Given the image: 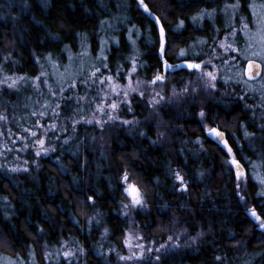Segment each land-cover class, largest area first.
Returning a JSON list of instances; mask_svg holds the SVG:
<instances>
[{
	"label": "trees",
	"instance_id": "16d2710c",
	"mask_svg": "<svg viewBox=\"0 0 264 264\" xmlns=\"http://www.w3.org/2000/svg\"><path fill=\"white\" fill-rule=\"evenodd\" d=\"M254 1L145 0L157 22L138 0H0V113L27 114L40 100L33 82L42 72L53 74L52 64L64 72L71 61L85 75L98 68L101 41L106 74L129 70L139 52L137 74L146 79L162 71L163 60L178 63L181 49L210 53L218 47L215 39L239 25V14L250 24V2L264 0ZM187 73L178 69L172 81L182 83ZM10 75L21 78L12 89L2 83ZM225 78L215 92L166 103L158 114L147 98L134 96L128 117L134 123L103 128L73 125L82 113L66 100L65 131L53 150L25 170L0 169V256L17 264H124L120 257L133 227L152 248L138 264H157L156 255L158 264H264V232L248 215L256 207L264 217L258 195L264 191V110L253 108L258 92L228 72ZM204 125L224 131L232 153L208 137ZM233 154L244 167L242 181L226 162ZM125 171L144 193L146 208L123 207L130 204L122 190ZM172 171L185 177L187 192L178 191ZM172 233L181 234L179 246L157 252Z\"/></svg>",
	"mask_w": 264,
	"mask_h": 264
},
{
	"label": "rangeland",
	"instance_id": "374dc122",
	"mask_svg": "<svg viewBox=\"0 0 264 264\" xmlns=\"http://www.w3.org/2000/svg\"><path fill=\"white\" fill-rule=\"evenodd\" d=\"M253 1L254 0H252V2ZM252 2H250V24L248 23V18L245 15L241 16L239 14V25L235 26L232 30L227 31L228 34H226L222 40L217 41L215 39L213 41L214 44H218V47L213 48L210 53L207 52V50H204V52H201L202 56L198 51H195L197 54V56L194 57L195 62L200 63L201 61H208L211 59V64L206 65V70L212 71L217 75V79L214 81L216 85L215 88L209 87L204 81L198 80L197 72L187 68L185 69L188 71V77L182 79V83L180 84L172 81L171 74L165 75L163 72L159 71L156 72L154 76L161 74L165 75L166 79L162 82H157L155 85H150L147 82L151 81L154 76H152L150 79H146L138 75L137 70L132 72V63L130 65V69L127 71L121 73L118 70L114 75H110L109 73L106 74L105 72H107L108 68L104 67L105 63L103 59L107 58V53L106 50H104L105 47L104 43H102L103 41H101L99 44L100 49L97 52V58H95V65H99V67L91 68L87 75H85V73L79 74L78 69L74 67V62L71 61H68L67 64H63L64 72H59L61 68L52 64V68L54 69L52 73L54 74L56 79L55 81L57 82L58 86H55V83L52 82L54 80L53 74L50 75L48 72H42V76L39 77V79H36L32 85V89L34 90L35 94H40V100L35 101V105L30 106L31 109H29L27 114L20 116L19 114L17 115L13 113L12 117H8L6 116L5 111L0 113V116L6 117V119H0V169H9L11 171L12 169H17L15 172L22 171L27 169L31 162H34L40 156L45 155L43 152H41L39 156L36 155V153L40 151L41 147L36 143L38 139L45 140L43 147L49 149L48 153L53 150L54 142H56V140H58L60 137L59 135L65 131V128L62 125L65 124L64 119L66 117H64V113H62V106L66 104V100L74 102L77 108L79 105L80 107L78 108V111L79 113H82L81 117L77 118L75 121H72L73 125L77 124L78 122L87 123L86 121L88 120H92L93 122L87 124L98 125L95 122L96 119L107 121V115L100 112L97 108V105L103 106L105 108V112H107L109 115L119 117V119L109 121L104 125L115 122L122 124V121H131V118L128 117H130L129 115L133 113L132 99L134 96L147 98L151 109L154 110L156 114H158L159 107L166 103L173 101L178 102L179 99H186L189 96H198L201 93L209 94L210 92H215L218 90V81L227 80L225 78V74L228 72L234 81H243L245 85H248H246L247 87L254 90L255 92H258L259 101L255 102L253 108L254 110L257 109V113L261 108L264 110V61H262L259 57L251 56L253 52L260 51L262 46L261 38L264 36V1L256 4ZM245 25H247V28H245ZM240 30L243 31L242 33L244 36ZM132 41L133 40L131 39V42ZM222 43L225 47H228L229 45L232 47L228 51H225L224 47L220 46ZM138 58H140L139 52L135 53L130 61L132 62L135 60L136 65L138 66ZM248 58L259 61L262 64V75L256 81H248L243 76L244 66L242 63L247 61ZM183 59L184 58H182L180 62H183ZM79 60L80 59H78V61ZM96 69H99V72H96ZM183 69L184 68L181 70ZM94 72H96L95 75H93ZM238 72L241 73V79L237 76ZM45 74L49 75V80ZM109 76L113 78L111 81L106 79ZM129 76L131 77L132 86L138 90H129L127 100L130 101V104H126L122 102V92L124 89H126L129 83ZM40 78H42L41 81ZM13 81L16 83L14 86L10 87ZM20 81L21 78L12 75L2 78V83L11 89L15 88ZM137 81L140 82L139 85H137ZM113 85H116L117 91L121 92L120 96H117L116 92L112 91ZM186 85L189 87V92L186 95H179L181 89ZM193 87H195V91H192ZM173 91L178 94L176 97H173ZM139 92H143L144 95H139ZM156 92L160 93L165 98V100L162 102L161 106L154 108L150 101ZM157 99H159V97H157ZM80 102L81 104H79ZM113 102L117 103L118 107L115 110H109L107 106ZM87 103L88 106L85 108ZM52 125H55V128H53ZM32 132H36V136H33L31 134ZM244 177L245 174L242 175L239 180H244ZM128 232H133L134 236L142 237L140 233L133 227H131ZM170 235L173 236L174 240H180L181 238L180 233H178L176 236H174L173 233ZM136 244L143 245V258L147 254L148 245L143 242V239L137 240L134 238L132 240L133 247L131 249L125 244L126 253L124 257L131 256L133 253H136L137 258L131 260L123 259L124 264H138V261L143 259L139 258L141 249L135 247ZM163 244L172 247V241H168L167 239ZM0 264H17V261H14L7 256H0Z\"/></svg>",
	"mask_w": 264,
	"mask_h": 264
},
{
	"label": "snow or ice",
	"instance_id": "6c2138e0",
	"mask_svg": "<svg viewBox=\"0 0 264 264\" xmlns=\"http://www.w3.org/2000/svg\"><path fill=\"white\" fill-rule=\"evenodd\" d=\"M138 4L139 6L145 11L147 12L149 15H152L154 17V19L159 22V17L155 16L154 13L151 12V10L149 9L148 5L145 3V0H138ZM238 5H229L226 6L227 7H237ZM209 15H211V13H208ZM193 20H196L197 17H192ZM259 23V22H258ZM183 25V21L179 22V25H177V27L179 28L180 26ZM245 28H247V25H245ZM159 32H160V55L161 58H163V53L165 50V29L163 27V25L161 24L159 27ZM55 38V37H53ZM262 46H261V50L260 51H256L253 52L251 54V56L253 57H259L261 58L262 61H264V36H262ZM104 43V42H102ZM221 47H224L225 51H228L232 46L229 45L228 47H225L223 45V43L220 45ZM191 55L193 57H196L197 54L191 50H185V49H181L180 52L178 53L179 57L184 58L183 59V64H177V65H171L169 64L166 60H163V71L165 73H167L169 70L173 69V68H180V67H186L189 70H195L197 72V79L204 81L207 86L215 88L216 85L214 83V81L217 79V75L212 72V71H207L206 70V65L211 64V59H209L208 61H201L200 63L195 62V59L193 60H188L187 57ZM106 59V58H105ZM235 59V58H233ZM104 67H107L106 65H104ZM214 67V66H213ZM137 70V65H136V61L133 60L132 61V72H135ZM253 70H255V75L258 76L260 74V70H261V64L260 63H256L253 59L248 58L247 59V68L244 70L247 72L249 78H254L253 77ZM96 72H99V69H96ZM96 72L93 73V75L96 74ZM241 73L238 72L237 75H240ZM39 79V78H37ZM107 80L111 81L113 78L111 76L106 78ZM166 79L165 75H161V74H157L156 76L153 77V79L149 82H147L150 85H155L157 82H162ZM15 81L12 82L11 86L15 85ZM139 81H137V85H139ZM129 90L131 91H137L138 89L132 86V82H131V77L129 76V83L126 87V89L123 90L122 92V96H123V103L126 104H130V101L127 100L128 94H129ZM195 87L192 88V91H195ZM112 91L116 92L117 96L121 95V92L117 91V86L113 85L112 87ZM189 92V87L186 85L184 88L181 89V92L179 93V95H186ZM55 94V93H53ZM139 95L143 96L144 93L143 92H139ZM178 94L173 91V97H176ZM157 97H159V99H157ZM165 98L158 92H156L153 97L152 100L150 101V103L152 104V106L155 108L157 106H161L162 102H164ZM109 110H115L118 105L117 103L113 102L111 104H109L108 106ZM97 108L100 112L105 113V115H107V121L101 120V119H96L95 122L101 127H104V124L109 122V121H114L116 119H119V117L117 116H113V115H109L107 112H105V108L101 105H97ZM43 114V113H41ZM35 115V113H34ZM199 117L201 118V121H203V118L205 116L204 111H200L198 113ZM0 119H6V117H2L0 116ZM87 123H92V120H88L86 121ZM124 124H131L134 123L133 121H122ZM213 123H215V120L213 121ZM53 128H55V125H52ZM206 132L208 133V135L210 137H214L218 143H223V145L227 148V152L228 153H232V148L230 146H228V141L226 139H224L225 137V133L221 132L218 130V128H214V127H207L206 125H204ZM30 131V130H29ZM33 136H36V132H32L31 133ZM141 135H144V133H141ZM160 135L162 136L163 133H160ZM245 137L251 136L252 134L245 131L244 133ZM36 143L38 145H40V151H38L36 153V155H40L41 152H43L45 155L48 153L49 149L44 148L43 145L45 144V140L44 139H38L36 141ZM151 143L156 144L157 141H151ZM227 163H230L231 165H234L237 169L236 171V177L237 179H239L242 175H244V172L241 170L242 166L240 165V162L235 158L234 154L231 156L229 161H226ZM17 169H12V171H16ZM171 176L174 178L175 181L179 182V189L178 191H184L187 192L188 191V183L185 181V177L183 175H181L180 171H172ZM201 176L203 175L202 173L200 174ZM121 180L123 181L124 185H126L125 187L122 188V190L126 193V195L130 198V204H123V207L125 209H131V210H137V209H144L147 207V202L144 196V193L141 191V189L135 185V184H130L128 183L129 181V174L127 171H125L123 173V175L121 176ZM262 184H264V180L261 181ZM237 187H239V185H237ZM258 195L262 198V201H264V191H262L261 193H258ZM241 199H243V197H241ZM89 201H93L94 198L93 197H88ZM261 208L262 210H264V203H261ZM129 213L128 212H124L123 215L127 216ZM248 215L256 222H258V227L261 230H264V217H262L256 207L251 208L250 210H248ZM105 231H107V229H105ZM201 235H203V233H201ZM143 239V237L140 236H134L133 232H128L127 236L125 238V244L128 245V247L131 249L133 247L132 245V240L133 239ZM194 239V238H193ZM168 241H172V247H178L179 243L178 240H174L173 236L169 235L167 237ZM135 247L141 249L140 253H139V258H143L144 256V251H143V245L141 244H136ZM167 245H160V248L157 249V252H160L161 249H167ZM147 251L151 252L152 249H148ZM47 255V253H46ZM72 255L71 252H65L64 256H70ZM137 258V254L133 253V255L131 256H127V257H120V259H127V260H131V259H135ZM160 255H156L155 256V261L158 262L160 261ZM217 261H219L221 259V257L217 256L215 258Z\"/></svg>",
	"mask_w": 264,
	"mask_h": 264
},
{
	"label": "water",
	"instance_id": "95a60500",
	"mask_svg": "<svg viewBox=\"0 0 264 264\" xmlns=\"http://www.w3.org/2000/svg\"><path fill=\"white\" fill-rule=\"evenodd\" d=\"M254 61H255L256 63H260L259 61H256V60H254ZM168 63H169V62H168ZM169 64H171V65H177V64H183V62H178V63H174V64L169 63ZM260 64H261V63H260ZM181 68H186V67L173 68V69H171V70H178V69H181ZM246 68H247V62L245 63L244 70H245ZM262 71H263V68H262V64H261V70H260V74H259L258 76L255 75V70H253V77H254V78H251V79H250L246 71H244V76H245L246 79L249 80V81H255V80H257V79L260 78V76L262 75ZM212 127H214V128H218V127H216V126H212ZM218 130L221 131V132H223V131H222L221 129H219V128H218ZM223 133H224V132H223ZM205 134H206L208 137H210V136L208 135V133L206 132V130H205ZM210 138L213 139V140H215V141H217L214 137H210ZM224 139L227 140L226 135H225ZM222 144H223V143H222ZM235 158H236V157H235ZM236 159H237V158H236ZM237 160H238V159H237ZM238 161H239V160H238ZM239 162H240V161H239ZM240 165L242 166L241 170H242L243 172H245V171H244V167H243V165H242L241 162H240ZM232 167L234 168V170H235V172H236V171H237L236 167H235L234 165H232ZM258 229L261 230L259 227H258ZM261 231L264 232V230H261Z\"/></svg>",
	"mask_w": 264,
	"mask_h": 264
},
{
	"label": "flooded vegetation",
	"instance_id": "af4514ba",
	"mask_svg": "<svg viewBox=\"0 0 264 264\" xmlns=\"http://www.w3.org/2000/svg\"><path fill=\"white\" fill-rule=\"evenodd\" d=\"M180 62V61H179ZM170 63V62H169ZM181 70V69H180ZM175 71H177V70H169L167 73H165L164 71H163V69H162V71L161 72H163L165 75H170V74H172L173 72H175ZM258 80V79H257ZM256 81V80H255ZM224 132V131H223ZM225 133V132H224ZM225 135H226V138H227V134L225 133ZM217 142V141H216ZM228 146H230V144L228 143Z\"/></svg>",
	"mask_w": 264,
	"mask_h": 264
}]
</instances>
